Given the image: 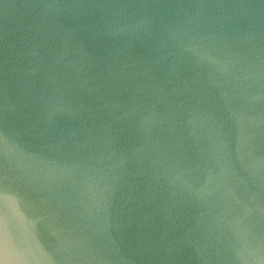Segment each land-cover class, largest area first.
Returning a JSON list of instances; mask_svg holds the SVG:
<instances>
[{
    "label": "water",
    "instance_id": "95a60500",
    "mask_svg": "<svg viewBox=\"0 0 264 264\" xmlns=\"http://www.w3.org/2000/svg\"><path fill=\"white\" fill-rule=\"evenodd\" d=\"M0 264H264V0H0Z\"/></svg>",
    "mask_w": 264,
    "mask_h": 264
}]
</instances>
